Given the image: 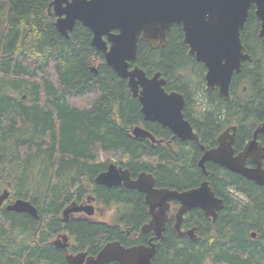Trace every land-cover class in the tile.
<instances>
[{
	"label": "trees",
	"instance_id": "1",
	"mask_svg": "<svg viewBox=\"0 0 264 264\" xmlns=\"http://www.w3.org/2000/svg\"><path fill=\"white\" fill-rule=\"evenodd\" d=\"M51 1L0 0V194L8 191L0 207V264H68L67 252L51 243L61 232L72 238L67 249L71 253L94 255L111 241L145 243L147 236L139 231L149 217L143 194L94 183L110 161L127 168L132 177L143 171L152 174L158 188L182 191L204 178L196 162L183 156L185 142L175 138L152 145L127 132L141 125L156 138H169L168 129L143 120L127 80L105 64L87 28L76 22L68 38L59 34L55 16L48 13ZM247 21L245 29L256 23L251 10ZM248 35L252 37L244 42L262 48L264 55L257 31L251 27ZM182 39L181 27L173 25L162 47L139 41L134 64L147 76L161 73L166 91L183 94L184 117L203 141L213 135L205 140L208 145H215L227 122L239 117V124L246 126L243 139L236 142L242 146L253 122L264 120V61L257 59L253 68L245 62L225 99L205 87V68L189 55ZM243 80L247 89L241 92ZM257 106L262 109L249 117ZM178 161H183L181 167ZM206 169L209 185L224 206L213 221L199 209L185 215L183 226L195 225V239L178 237L170 219L154 241L152 264H264V186L223 168ZM231 188L242 198L234 197ZM88 194L105 206L122 204L127 212L115 224L83 218L63 222L66 205ZM15 199L28 200L37 217L6 210Z\"/></svg>",
	"mask_w": 264,
	"mask_h": 264
},
{
	"label": "water",
	"instance_id": "2",
	"mask_svg": "<svg viewBox=\"0 0 264 264\" xmlns=\"http://www.w3.org/2000/svg\"><path fill=\"white\" fill-rule=\"evenodd\" d=\"M252 5L261 22L258 35L264 42V0H52L48 13H53L56 30L66 38L76 22L91 32V45L102 53L105 64L118 77L127 79L132 96L137 97L140 103L145 121L168 128L174 137L182 141L191 139L198 142L197 134L184 118L186 101L183 94L165 91V80L159 72L147 76L141 68L135 65L131 67L138 41L145 42L153 49L162 47L171 26L181 27L182 42L188 46L189 55L206 68L204 80L207 89L217 87L219 95L227 99L233 73L239 71L241 61L248 59V55L242 53L240 31ZM91 70L95 71V68ZM235 130V126L225 129L217 137V147L204 151L198 167L206 175L204 163L210 160L258 185H264V145H259L256 140L258 134L264 135V121L257 125L253 137L236 155L232 147ZM132 133L136 138H148L158 143L161 141L141 126L133 127ZM247 158L254 166L245 164ZM95 182L106 187L123 183L126 188L144 194L150 219L140 230L143 233L153 232V237L148 245L124 246L119 241H111L95 255H87L86 252L66 254L69 264H106L110 261L119 264H151L155 253L153 239L159 240L162 236L171 202L180 204L174 213L173 226L179 235L184 234L181 224L187 211L200 208L207 217L214 218L216 210L222 207V200L214 196L206 180L201 181L198 187L182 191L158 188L154 186L151 174L140 172L136 179H131L127 168L111 163L106 171L96 176ZM7 197L8 191L5 189L0 194V207ZM5 209L37 217L35 207L25 199L12 200ZM79 211L89 215L93 213V210L71 202L62 211L64 220L68 213ZM185 234L195 237L193 228ZM254 236L252 232L251 237ZM52 244L56 248H65L68 244L67 234H59Z\"/></svg>",
	"mask_w": 264,
	"mask_h": 264
},
{
	"label": "flooded vegetation",
	"instance_id": "3",
	"mask_svg": "<svg viewBox=\"0 0 264 264\" xmlns=\"http://www.w3.org/2000/svg\"><path fill=\"white\" fill-rule=\"evenodd\" d=\"M250 10L251 11H253L254 12V10H255V6H251L250 7V9H249V12H250ZM254 15H255V13H254ZM255 18H256V23L255 24H253L254 22H252V24H250V23H248L247 24V28L245 29V23L246 22H248L247 20L249 19V15H248V17H247V19H246V21H245V23H244V25H243V28H242V33H241V31H240V41H241V44H242V46H243V50H242V53L243 54H247L248 55V59H245V60H243V61H241V64H240V68H239V71L238 72H234L233 73V75H232V77H231V79H230V83H229V89H228V93H229V97H230V84H231V82H232V80L234 79V77L235 76H238L240 73H241V71H242V67H243V64L245 63V62H248V63H251L250 65H251V67L253 68L254 67V62H258V60L257 59H259L260 61H264V55H262V48H259V47H253V48H251V47H249L248 45H250V42H244V37L245 38H249L250 36L252 37V35H248L247 37H246V32L247 31H249V29L252 27L253 28V30H254V32L255 31H257V35L259 34V30H260V20L256 17V15H255ZM258 39L260 40V42L264 45V42H263V40H262V38H260L259 37V35H258ZM264 49V48H263ZM135 63V62H134ZM133 62L131 63V64H133V65H131V67L132 66H134V65H137V64H134ZM199 63H201V62H199ZM202 64V63H201ZM203 65V64H202ZM204 66V65H203ZM256 66V65H255ZM205 68V67H204ZM160 76L161 77H163L162 75H161V73H160ZM244 79V78H243ZM127 80V79H126ZM244 81H246V80H243L240 84L242 85L241 86V92H243V91H245L246 89H247V86H246V84H244ZM204 83H205V81H204ZM165 84H166V79H165ZM127 85H128V82H127ZM239 86V85H238ZM237 86V94L239 93V91H238V87ZM164 87V89H165V85L163 86ZM128 88H129V85H128ZM139 89H140V87H139ZM214 89H216L217 90V92H218V88L217 87H213L212 89H208V90H214ZM129 90H130V88H129ZM166 91V90H165ZM171 91H176V90H171ZM171 91H167V92H171ZM131 92V91H130ZM176 92H179V91H176ZM179 93H181V92H179ZM182 94V93H181ZM218 95H219V92H218ZM220 96V95H219ZM221 97V96H220ZM228 97V98H229ZM262 97V94H261V96L259 97V98H261ZM201 98V97H200ZM224 98V97H223ZM227 98V99H228ZM226 99V98H225ZM218 99L216 98L215 99V102L217 101ZM263 101V100H262ZM262 103V102H261ZM195 107V109L198 107V106H194ZM262 109V107L261 106H257L256 107V109L254 110V111H252V110H249V117H251V118H254L255 117V114L257 113V112H255L256 110L257 111H260ZM255 112V113H254ZM238 117V116H237ZM185 118V117H184ZM188 122H189V124L191 125V127H192V124H191V122L187 119V118H185ZM239 117L237 118V120H233V119H231V121H226L227 123H229L230 122V124L227 126V127H225L218 135H217V137L225 130V129H227V128H229V127H231V126H235L236 127V130H235V137H234V141H233V143H232V147H233V149H234V155H236V154H238L240 151H242L243 150V147H244V145L247 143V141H249L252 137H253V132H254V130H255V128L257 127V125H259V124H261L264 120H260V121H255V122H253V126H250L249 127V129H248V131L250 132L249 133V137L248 138H244L245 140H244V143H243V145L241 146V144L240 145H236V142L238 141V139H240V140H242L243 139V137L241 136L242 135V131L243 130H245L246 129V126L245 125H242V124H239ZM150 122V121H149ZM232 122V123H231ZM246 123H248V120H246L245 121ZM198 123H199V121H198ZM202 122H200V124H201ZM133 127V126H132ZM144 127V126H143ZM162 127V126H161ZM131 128V127H130ZM145 128V127H144ZM162 128H164V127H162ZM146 129V128H145ZM167 129V128H166ZM147 131H149L148 129H146ZM194 130V132L197 134V136H198V138H199V141L197 142V141H194V140H191V139H188V140H184L183 142H185V145H186V147H188V149H187V151H186V153L183 155V156H187L188 157V160H190V161H195L196 162V165L198 166V161L200 160V158L202 157V155H203V153H204V151L205 150H207V149H212V148H215V147H217V145H218V142H217V137H216V144L215 145H213V146H210V145H208L207 143H206V141L205 140H208L207 138H211L213 135L210 133V134H208V135H206V137L207 138H205V140L203 141L202 140V138L199 136V134L197 133V130H195V129H193ZM168 131H169V138H167V139H164L163 140V137H157L156 138V136L153 134V133H151L150 131V133L154 136V138L156 139V140H161L159 143L158 142H152L150 139H148V138H145L147 141H149L152 145H154V144H161V143H165V142H167V143H172L173 142V140H175V138H177V139H179L178 137H174L173 136V134H172V132L168 129ZM248 131H246V132H248ZM127 132L131 135V136H133L132 134H131V129H128L127 130ZM229 132H231V130L229 131ZM244 134L245 135H247V133H245L244 132ZM134 137V136H133ZM134 138H136V137H134ZM138 139H141V138H138ZM180 140V139H179ZM256 140H257V142H258V144L259 145H264V135L263 134H258L257 135V137H256ZM180 141H182V140H180ZM191 142L193 143L192 145H191ZM184 161V160H183ZM182 161V162H183ZM179 163H177V165L178 166H180L181 167V164H182V162L181 161H178ZM109 163H114L113 161H110ZM108 163V164H109ZM245 164L247 165V166H254V164L252 163V161L251 160H249L248 158L246 159V161H245ZM120 166V165H119ZM121 167V166H120ZM204 170L206 171V175H204L203 174V180H206L207 182H208V185H209V181H208V179H207V177H208V170L206 169V167H213V168H223V170H227L226 168H224L223 166H221L220 164H218V163H215V162H213V161H210V160H206L205 161V163H204ZM262 167L264 168V159L262 160ZM107 168V167H106ZM122 168V167H121ZM106 170V169H105ZM200 170H201V168H200ZM219 170V169H218ZM202 171V170H201ZM229 171V170H228ZM130 172V171H129ZM231 172V171H230ZM202 173H203V171H202ZM232 173H234V172H232ZM235 174H237V173H235ZM138 175V174H137ZM137 175L135 176V177H132L131 176V174H130V178L131 179H136V177H137ZM152 175V174H151ZM239 175V174H238ZM216 176H218L219 178H222L223 179V175L221 176L219 173H216ZM241 176V175H240ZM243 177V176H242ZM243 178H245V177H243ZM246 179V178H245ZM203 180H201V181H203ZM246 180H248V179H246ZM201 181L196 185V186H194V187H191L190 189H192V188H195V187H198L199 186V184L201 183ZM249 181H251V182H253L255 185H257L254 181H252V180H249ZM221 183H223V182H221ZM155 186V185H154ZM257 186H260V185H257ZM264 186V185H263ZM112 187H124V188H126L123 184L122 185H116V186H112ZM209 187H210V185H209ZM127 189H129V188H127ZM210 189H211V191L213 192V190H212V188L210 187ZM132 190H135V189H132ZM245 191V190H244ZM139 192V191H138ZM229 192H231V193H233L232 195L234 196V197H238V198H242V195L241 194H239L238 192H236V190L235 189H233V188H231V189H229ZM214 194V193H213ZM90 195V194H89ZM144 195V194H143ZM215 196V195H214ZM89 197V196H88ZM88 197L87 198H84L83 199V201H81V202H77V204L78 205H83V206H85V207H87V210H89V209H91V210H93V213H92V215H89V214H86L84 211H79V212H70V213H68V215H67V219L66 220H64V217H63V222H67L70 218H83V219H85V220H88V221H93V222H99V221H101L100 219H95V220H93V219H91L92 218V216L93 215H97L99 212H100V210H99V205H104L103 204V202L102 201H100V200H98L97 198H96V196L95 195H91V197L93 198V199H88ZM215 197H217V198H219V199H221L222 200V207L224 206V201H223V198H220V197H218V196H215ZM144 198V197H143ZM145 203V202H144ZM112 205H115V206H118V205H120V206H124V205H122V204H118V203H114V204H112ZM112 205H106V207L107 208H110V207H112ZM146 205V204H145ZM174 205V204H173ZM179 203L177 202L175 205H174V207L171 209V212L172 211H174V210H176L178 207H179ZM66 206H68V205H66ZM105 206V205H104ZM125 207V206H124ZM222 207L220 208V209H218V210H216V212H215V216H214V218H212V217H207L206 215H205V213L202 211V209H200V208H195V209H199V210H201L202 212H203V214H204V216L206 217V218H208L209 220H211V221H213V220H215L216 219V217H217V213H218V211L219 210H221L222 209ZM195 209H191V210H195ZM190 211V210H189ZM189 211H187L186 213H188ZM186 215V214H185ZM91 217V218H90ZM124 217V216H123ZM185 217V216H184ZM101 218V217H100ZM170 219H172V223H171V221H170V223H169V225L170 226H174V222H175V218H174V214H172V213H170V212H168L167 213V220H166V222H165V224L167 225V223L169 222V220ZM184 219V218H183ZM149 221V218L144 222V223H147ZM144 223H142L141 224V226L144 224ZM140 226V227H141ZM189 227H185V226H181L182 227V231L184 232V234L183 235H180V238H181V236H183L184 238L186 237V238H190V239H193V238H191V237H189L188 235H186L185 234V232L187 231V230H189V229H191V228H193V234L195 235V237H197V231H196V227H195V225H188ZM173 228V230H175L174 229V227H172ZM139 231H140V233L141 234H143V235H146L147 236V240L145 241V243L144 244H146V245H148L149 244V241H150V239L153 237V232H147V233H143V232H141V230H140V228H139ZM164 232V231H163ZM163 232H162V234H163ZM127 234H129V232H127ZM69 235V234H68ZM255 237V236H254ZM195 239V238H194ZM70 240H72V238L70 237V235H69V240H68V244H67V246L65 247V248H59V249H66L67 247L69 248V246L72 244L71 242H70ZM153 241H154V239H153ZM52 243V242H51ZM152 243V242H151ZM155 243V250H156V246H157V243L156 242H154ZM123 245V244H122ZM54 246V245H53ZM125 246V245H124ZM55 247V246H54ZM56 248V247H55ZM97 253V252H96ZM65 257H66V255H65ZM67 260V259H66ZM111 262H114V263H116V264H119L117 261H110V262H108V263H106V264H109V263H111Z\"/></svg>",
	"mask_w": 264,
	"mask_h": 264
},
{
	"label": "rangeland",
	"instance_id": "4",
	"mask_svg": "<svg viewBox=\"0 0 264 264\" xmlns=\"http://www.w3.org/2000/svg\"><path fill=\"white\" fill-rule=\"evenodd\" d=\"M100 212L96 215H93L91 219L97 220L100 219L108 224H115L117 223L127 212V209L124 206H115L112 205V207L107 208L104 205H99ZM101 217V218H100ZM72 243V240H70Z\"/></svg>",
	"mask_w": 264,
	"mask_h": 264
},
{
	"label": "bare ground",
	"instance_id": "5",
	"mask_svg": "<svg viewBox=\"0 0 264 264\" xmlns=\"http://www.w3.org/2000/svg\"><path fill=\"white\" fill-rule=\"evenodd\" d=\"M54 24H55V22H54ZM135 60H136V57H135ZM135 60L133 61V63L135 62ZM132 63V62H131ZM135 66H137V67H139L138 65H135ZM133 67V66H132ZM92 68V67H91ZM140 68V67H139ZM142 69V68H141ZM143 70V69H142ZM153 76V75H152ZM164 78V77H163ZM164 80H165V78H164ZM165 85V84H164ZM131 91V90H130ZM144 120V119H143ZM135 126H141V125H135ZM135 126H133V127H135ZM133 127H131L130 129H131V134L133 135V133H132V128ZM141 127H143V126H141ZM144 128V127H143ZM134 136V135H133ZM135 137V136H134ZM11 150V149H10ZM116 159V158H115ZM109 164H111V163H109ZM109 164L107 165V167L109 166ZM112 164H115L116 166H118V167H120L119 165H117L115 162L114 163H112ZM106 170H107V168H106ZM106 170H104V171H106ZM103 172V171H102ZM144 172V171H143ZM145 173H147V172H145ZM99 174V173H98ZM97 174V175H98ZM150 174V173H149ZM96 175V176H97ZM96 176L94 177V183L96 184V185H99V184H97L96 182H95V178H96ZM154 178V177H153ZM253 181V180H252ZM255 182V181H254ZM256 183V182H255ZM123 184V183H122ZM121 184V185H122ZM257 184V183H256ZM258 185V184H257ZM260 186H263V185H260ZM3 192V191H2ZM1 192V193H2ZM69 206V205H68ZM67 207V206H66ZM36 212H37V210H36ZM61 217H62V215H61ZM165 250V249H164ZM171 250V249H170ZM165 253V252H164ZM163 254V253H162ZM171 254V253H170ZM152 259H153V257L151 258V264H152ZM68 262V261H67ZM69 264V263H68Z\"/></svg>",
	"mask_w": 264,
	"mask_h": 264
}]
</instances>
